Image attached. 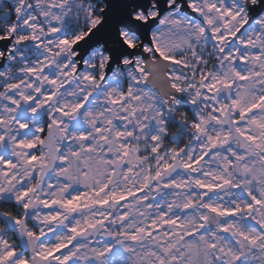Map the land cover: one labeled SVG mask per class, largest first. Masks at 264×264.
Returning a JSON list of instances; mask_svg holds the SVG:
<instances>
[{"label":"rangeland","instance_id":"obj_1","mask_svg":"<svg viewBox=\"0 0 264 264\" xmlns=\"http://www.w3.org/2000/svg\"><path fill=\"white\" fill-rule=\"evenodd\" d=\"M9 1L15 19L6 32L17 26L27 34L23 41H32L28 48L8 47V67L0 70V199L22 210L19 220L5 218L19 247L27 250L35 235L36 254H57L59 264H264V156L256 155L264 153V12L235 39L247 21L245 0H186L199 20L178 5L166 12L151 31L152 48L174 63L171 85L187 101L169 106L145 87L138 57L132 66L122 59L123 71L118 65L104 77L108 57L98 46L77 69L71 46L80 38L68 29L100 13L94 1ZM135 17L146 18L141 11ZM43 33L54 37L41 42ZM121 35L128 45L137 42L125 30ZM220 84L233 86L232 118L259 149L251 157L226 144V104L219 98L213 105L211 97ZM182 104L195 119L181 137L190 171L158 184L179 151L164 139L171 111ZM49 121L61 126L64 142L38 194ZM223 184L227 192L202 200L205 190ZM106 219L111 224L97 239L61 252L73 236ZM244 240L255 249L241 257ZM30 258L0 230V264H30Z\"/></svg>","mask_w":264,"mask_h":264},{"label":"water","instance_id":"obj_2","mask_svg":"<svg viewBox=\"0 0 264 264\" xmlns=\"http://www.w3.org/2000/svg\"><path fill=\"white\" fill-rule=\"evenodd\" d=\"M103 4V8L99 13V20L88 33L80 40L76 41L71 46V51L76 53L73 57L79 63L77 69H81V62L89 54V52L101 46L102 53L106 54L108 61L105 66L104 77L115 67L120 65L124 58L131 60L127 65L132 66L133 59L138 57L143 62L144 71L147 73L144 85L147 88H153L156 93L170 102L173 99H177L181 103H186L185 96L171 85L169 73L172 65L171 60L162 58L152 47L151 31L155 28L161 19V17L170 9L178 5L179 12L185 13L190 17L197 18L196 14L188 7L186 0H175L171 6H168L169 0H100ZM244 8L246 10L247 21L241 26V28L235 33V36L246 25H250L257 17L264 12V0H256L253 3H249L248 0L244 1ZM24 3V1H23ZM154 8L156 14L153 17L147 15V10ZM141 11L145 14V21L136 18L135 13ZM198 19V18H197ZM199 20V19H198ZM201 21V20H200ZM202 22V21H201ZM203 23V22H202ZM121 30H125L129 34L136 36L137 42L133 45H128L122 35ZM13 35L0 39V52L2 57L0 59V69L3 68L4 56L10 46ZM54 34L43 33L41 42L53 39ZM236 42V40H235ZM32 44L31 40H25L18 44L20 48H28ZM14 46V42H13ZM145 46L152 48V52L146 51ZM11 52V51H9ZM12 53V52H11ZM76 69V70H77ZM134 69V68H133ZM123 71V70H122ZM103 77V78H104ZM103 79L101 80V82ZM233 93V86L220 84L217 89L212 92V104L215 105L219 98H224L226 103V110L224 113V124L227 130L226 144H234L235 147L251 157L259 152V149L249 141L244 135H242L237 127L240 124V120L234 121L231 113V96ZM64 142V134L59 124H55L49 121L48 125L44 129V134L41 138L40 147L44 151L45 163L41 165L39 173L35 180V192L41 194L42 187L45 181L51 176L58 164L59 155ZM185 152V148L180 149L174 156L170 165L165 168L161 174L156 178V182L161 184L162 182L170 180L173 176L182 174L186 175L190 168L183 166L182 156ZM229 190L228 184L220 185L219 187L211 190H205V194L202 200H207L211 197L223 194ZM110 220L106 219L93 226L86 227L83 231L73 236L68 247L61 249V252H65L67 249L74 247L76 244L85 242L88 240H95L101 233L107 231V227L110 226ZM39 241V237L33 235L30 237V242L27 247V252L31 255L30 264H59L57 254H51L46 258L39 257L35 252V247ZM255 244H250L247 240H244L240 247L241 257H245L248 250H254Z\"/></svg>","mask_w":264,"mask_h":264},{"label":"trees","instance_id":"obj_3","mask_svg":"<svg viewBox=\"0 0 264 264\" xmlns=\"http://www.w3.org/2000/svg\"><path fill=\"white\" fill-rule=\"evenodd\" d=\"M92 1H94L98 5L99 9L103 8V4L100 0H92ZM13 8L14 7L13 5H11L9 0H0V16L6 15V18L0 19V23L4 22L5 25L7 26L8 23L14 21L15 14ZM85 29H86L85 30L86 33H88L90 27ZM80 30H81V20H79L76 23V25L68 29V32L70 33L69 36L76 35L77 33L80 32ZM6 34L7 32L5 30V27L0 29V39L5 37ZM27 51L29 53L31 52L30 49H27ZM7 67L8 66L7 65L4 66L3 63V69L5 70ZM194 122H195L194 116L187 105L182 104L174 108L171 111L170 120L167 125L168 133L164 139L165 145H167V147L168 148L170 147L171 149H173L172 146H175L174 149L177 150H180L182 147H185L187 145V139H182L181 137L185 132V128L191 129L193 127L192 125L194 124ZM43 134L44 132L42 133V136ZM21 211H22L21 208L17 207L15 203L0 199V230L5 235L8 243L15 250H20L22 252V255H24L27 258L29 257L27 250H23L19 247L15 234L7 227L5 222V218L19 220L21 217ZM26 227L30 228L32 234L36 233V230L33 228L30 222H26Z\"/></svg>","mask_w":264,"mask_h":264},{"label":"built area","instance_id":"obj_4","mask_svg":"<svg viewBox=\"0 0 264 264\" xmlns=\"http://www.w3.org/2000/svg\"><path fill=\"white\" fill-rule=\"evenodd\" d=\"M91 9L93 10L94 9V6H91L88 9V11H90ZM98 17H99V14H96V15H92V18H89V19H87V18L86 19L85 18L84 19H81V30L78 33V38L81 39L82 37H84L87 34L86 31H85L86 30L85 28H88V26H90V25H94L95 22H96V20L98 19ZM4 26H6L4 22L0 23V29H2ZM9 33L10 32L7 31V34L5 35V37H9V36H11V34L13 35L12 41H11L9 47H11V46L12 47H19L18 44L21 41H23L24 39L27 38V34H25V33L23 34V32H21L17 28V26H16L15 30H13V32L10 35H9ZM5 37H3V38H5ZM13 42H14V46H13Z\"/></svg>","mask_w":264,"mask_h":264},{"label":"flooded vegetation","instance_id":"obj_5","mask_svg":"<svg viewBox=\"0 0 264 264\" xmlns=\"http://www.w3.org/2000/svg\"><path fill=\"white\" fill-rule=\"evenodd\" d=\"M231 43L230 42H228V45H230ZM183 96H185L184 94H183ZM220 99H222V98H220ZM187 102V101H186ZM224 102H225V100H224ZM226 104V103H225ZM256 155H262V156H264V153H262V151L261 152H259L258 154H256Z\"/></svg>","mask_w":264,"mask_h":264}]
</instances>
